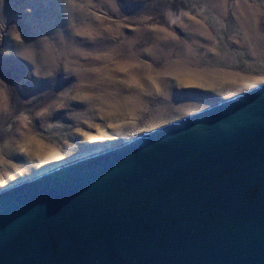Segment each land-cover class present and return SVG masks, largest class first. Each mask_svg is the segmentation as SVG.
<instances>
[{"label": "rangeland", "instance_id": "1", "mask_svg": "<svg viewBox=\"0 0 264 264\" xmlns=\"http://www.w3.org/2000/svg\"><path fill=\"white\" fill-rule=\"evenodd\" d=\"M263 84L264 0H0V188Z\"/></svg>", "mask_w": 264, "mask_h": 264}, {"label": "water", "instance_id": "2", "mask_svg": "<svg viewBox=\"0 0 264 264\" xmlns=\"http://www.w3.org/2000/svg\"><path fill=\"white\" fill-rule=\"evenodd\" d=\"M115 142L0 193V264H264V84Z\"/></svg>", "mask_w": 264, "mask_h": 264}, {"label": "bare ground", "instance_id": "3", "mask_svg": "<svg viewBox=\"0 0 264 264\" xmlns=\"http://www.w3.org/2000/svg\"><path fill=\"white\" fill-rule=\"evenodd\" d=\"M94 139V138H93ZM122 140V136L119 134H113L112 136L110 135H100L95 138L91 143L95 145H100V146H93V147H87L84 148L82 151L78 152L77 154H74L67 159H59V156H54L50 159L49 162L42 164L40 166H37L35 169V173H33L31 176H25L23 174H20L18 178H12L9 184L4 183L1 185L0 188V193H4L10 189H12L14 186L19 185L20 183H28L31 181H35L37 179H40L46 175H49L51 173H54L58 170L63 169L66 166L84 161L85 159H89L92 157H95L97 155L103 154L105 152L112 151L116 147H119V144H112V145H107V143L112 142L116 143L115 141ZM127 140V139H126ZM23 178V181L20 183H16L19 179Z\"/></svg>", "mask_w": 264, "mask_h": 264}]
</instances>
